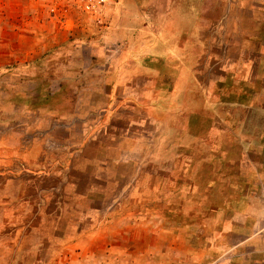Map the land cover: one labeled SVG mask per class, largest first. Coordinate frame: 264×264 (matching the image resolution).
<instances>
[{
    "label": "rangeland",
    "instance_id": "1",
    "mask_svg": "<svg viewBox=\"0 0 264 264\" xmlns=\"http://www.w3.org/2000/svg\"><path fill=\"white\" fill-rule=\"evenodd\" d=\"M240 148L264 0H0V264H264Z\"/></svg>",
    "mask_w": 264,
    "mask_h": 264
},
{
    "label": "crops",
    "instance_id": "2",
    "mask_svg": "<svg viewBox=\"0 0 264 264\" xmlns=\"http://www.w3.org/2000/svg\"><path fill=\"white\" fill-rule=\"evenodd\" d=\"M238 153L244 154V159L243 160L240 159L238 163L237 162L235 163L236 165H240L239 169L244 168V174L246 175L247 178L246 180H248V182H252V181L259 182L261 186L264 188V149L240 148V151ZM262 212H263L262 217H264V211ZM262 228H264V226H262ZM228 259L230 258L221 259V262H219V264H229L228 262H226ZM238 263H240V260Z\"/></svg>",
    "mask_w": 264,
    "mask_h": 264
}]
</instances>
